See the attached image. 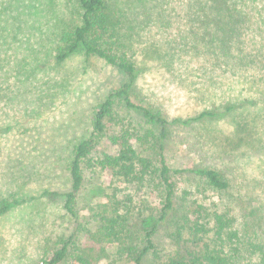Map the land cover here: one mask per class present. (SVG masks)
Instances as JSON below:
<instances>
[{"label": "rangeland", "instance_id": "1", "mask_svg": "<svg viewBox=\"0 0 264 264\" xmlns=\"http://www.w3.org/2000/svg\"><path fill=\"white\" fill-rule=\"evenodd\" d=\"M105 1L121 23L104 46L133 64L132 81L80 47L58 59L62 29L82 23L75 0H0V199L17 200L0 213V264H45L64 245L60 264H134L150 213L152 245L140 264L189 261L206 244H220L219 226L244 231L260 249L245 252V244L239 259L258 264L264 259V67L214 73L216 58L205 63L193 50L192 57L176 58L171 40L186 25L178 0L165 7V0ZM123 89L127 94L118 95ZM107 98L103 129L73 192L74 148L95 133L96 112ZM137 106L169 121L165 135ZM202 111L213 115L182 122ZM122 137L155 166L164 158L176 190L166 217L162 187L114 177L95 163L118 155ZM197 167L219 170L228 186L201 180L190 172ZM183 190L190 191L187 201Z\"/></svg>", "mask_w": 264, "mask_h": 264}, {"label": "trees", "instance_id": "2", "mask_svg": "<svg viewBox=\"0 0 264 264\" xmlns=\"http://www.w3.org/2000/svg\"><path fill=\"white\" fill-rule=\"evenodd\" d=\"M82 9V23L74 29H62L59 35L60 50L58 59H63L73 53L79 47L88 55H93L104 59L107 63L115 65L128 74L130 81L134 79V67L132 63L122 60L112 53L104 45H108V39L112 32L119 28L121 21L117 14L112 11L105 0H75ZM182 9L181 21L185 22V27L177 36L171 40L176 58L181 59V54L192 57V50L199 53L205 63L211 58L217 61L211 64L212 71L218 73L216 69L223 73L230 72L244 75L246 68L252 65L264 67V0H178ZM168 5L165 0L162 7ZM111 32V33H109ZM177 41H180L179 43ZM203 44V47H200ZM182 54V55H183ZM199 56V55H198ZM224 56V58H223ZM221 57V58H220ZM201 59V60H202ZM264 75V73H261ZM128 86V84L126 85ZM117 94L126 95L125 89ZM127 105L132 106L129 97H125ZM264 101H261L264 109ZM111 99L107 98L96 112L94 129L90 137L80 141L74 148V155L70 163V175L72 180V191H79L83 182L82 164L91 161L92 152L96 147L95 134L103 129V119L109 112ZM142 110L143 116L150 122L159 123L162 126L163 135L169 121L159 112L152 111L144 106H137ZM204 115H213L209 111H202L196 116L182 120L183 123L200 119ZM244 117H247L245 115ZM246 120V119H245ZM173 121H179L174 119ZM247 123V120H246ZM119 154L116 156L104 155L95 160L96 164H102L104 168L111 170L114 177H120L126 181H146L149 185L162 187L163 206L161 215L166 217L174 208L176 190L168 174L169 168L164 158L161 159L160 166H155L151 159L138 154L131 146L126 145V138L122 137ZM98 164V165H99ZM90 165V163L88 164ZM190 172L197 175L208 184L225 188L228 181L222 173L213 167H197L190 169ZM157 179V180H156ZM66 193V206L70 209L69 203L73 198V193ZM189 190L182 191L183 201H187L186 195ZM16 199H0V213L7 211ZM152 214L142 220L141 229L143 231V247L140 251L132 254L134 264H140V259L144 252L152 245L151 234L153 228L149 227ZM150 228V229H149ZM223 227L219 226L218 235L220 244L205 248L198 255H192L189 261L173 260L169 264H242L240 249L245 246V252L253 248H259L253 244L249 236L237 228L228 229L222 232ZM222 232V233H221ZM220 234L225 239L220 237ZM245 237V238H244ZM226 242L229 246L226 247ZM234 244L232 247L231 244ZM239 244V245H238ZM260 249V248H259ZM66 255L65 245L56 249L45 261V264H60ZM263 264L261 257L258 264Z\"/></svg>", "mask_w": 264, "mask_h": 264}]
</instances>
